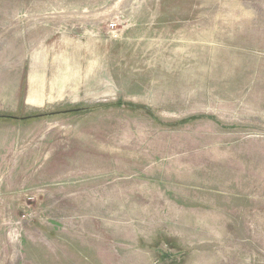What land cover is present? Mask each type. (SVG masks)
Returning <instances> with one entry per match:
<instances>
[{
  "label": "rangeland",
  "instance_id": "rangeland-1",
  "mask_svg": "<svg viewBox=\"0 0 264 264\" xmlns=\"http://www.w3.org/2000/svg\"><path fill=\"white\" fill-rule=\"evenodd\" d=\"M0 115V264H264V0H0Z\"/></svg>",
  "mask_w": 264,
  "mask_h": 264
},
{
  "label": "crops",
  "instance_id": "crops-1",
  "mask_svg": "<svg viewBox=\"0 0 264 264\" xmlns=\"http://www.w3.org/2000/svg\"><path fill=\"white\" fill-rule=\"evenodd\" d=\"M48 47H46V49L44 48L43 50L46 51L45 53H47ZM58 52V51H57ZM55 54L56 52H54V55L52 54V52H48L46 54V58H44V60L49 59V62L52 61L51 64L56 63L55 62ZM33 56V61L32 64L33 66H31V71H30V75L28 77L27 80V88H26V95H25V99L27 97V95L32 92V91H36L39 94V98H48V96L50 94L53 95L54 100L55 99H60L63 96V92L64 89L66 88L65 86L67 85L68 81H69V71L71 70V67L69 66V64L67 63V61L64 62V68H66V73L63 72V75L61 76H56L53 75L52 73H48V79L44 78V73H39L38 70L40 65H36L37 61H39V59H41V51H36L34 54H32ZM53 55V56H51ZM58 56V55H57ZM38 78V80L33 81V78ZM82 80V79H81ZM45 96V97H44ZM28 103V102H27Z\"/></svg>",
  "mask_w": 264,
  "mask_h": 264
},
{
  "label": "bare ground",
  "instance_id": "bare-ground-1",
  "mask_svg": "<svg viewBox=\"0 0 264 264\" xmlns=\"http://www.w3.org/2000/svg\"><path fill=\"white\" fill-rule=\"evenodd\" d=\"M11 23H12V22H11ZM38 78H40V77H38ZM36 94H38L36 91H32V92H30V93L27 95L25 101L31 103V101L29 100V97H32V96H34V95H36Z\"/></svg>",
  "mask_w": 264,
  "mask_h": 264
},
{
  "label": "trees",
  "instance_id": "trees-1",
  "mask_svg": "<svg viewBox=\"0 0 264 264\" xmlns=\"http://www.w3.org/2000/svg\"><path fill=\"white\" fill-rule=\"evenodd\" d=\"M1 118H5V117H10V116H6V115H0Z\"/></svg>",
  "mask_w": 264,
  "mask_h": 264
}]
</instances>
